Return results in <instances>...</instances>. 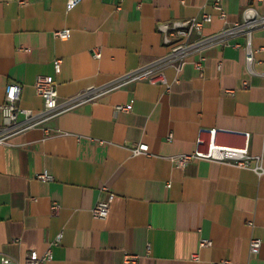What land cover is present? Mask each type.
Here are the masks:
<instances>
[{"label":"crops","instance_id":"1","mask_svg":"<svg viewBox=\"0 0 264 264\" xmlns=\"http://www.w3.org/2000/svg\"><path fill=\"white\" fill-rule=\"evenodd\" d=\"M213 1L80 0L67 10L66 0H0V104L15 81L19 106L41 109L34 88L41 74L55 79L61 104L112 84L167 53L162 22L210 14L193 32L196 40L242 22L246 7L264 15V0H220L222 19ZM60 29L69 36L57 37ZM246 41L239 34L178 70L166 67L168 90L135 81L0 144V263L8 256L22 264L31 251L49 248L45 264H264V172L208 159L183 167L170 161L195 149L203 127L217 129L220 144L247 142L264 168V26L251 32L250 67ZM201 55L200 70L194 61ZM118 104L129 108L115 111ZM139 142L148 153H132ZM43 171L51 181L36 178ZM107 193L110 211L96 218L91 208ZM251 237L262 241L256 253L249 252ZM201 239L210 244L200 246ZM125 253L136 260L126 262Z\"/></svg>","mask_w":264,"mask_h":264},{"label":"built area","instance_id":"2","mask_svg":"<svg viewBox=\"0 0 264 264\" xmlns=\"http://www.w3.org/2000/svg\"><path fill=\"white\" fill-rule=\"evenodd\" d=\"M80 0H66V9L70 10ZM213 7L218 11L220 18L225 19L226 12L222 7L220 0L213 1ZM244 20L242 22H235L233 25L224 27L219 33L193 39L192 34L195 30H199L203 23L211 21V15L203 13L201 19L195 17L185 20H175L172 22H162L158 25V29L163 33L164 42L168 45V51L162 57L154 61L142 65L132 71L125 73L118 77L110 85L97 88H88L75 95L68 97L63 104L58 102V92L56 88L55 79L51 75H38L34 81V88L38 95L43 99V106L38 111L22 108L19 106L22 85L15 81H10L5 86L4 101L0 104L2 114V123L0 125V144L5 143L12 136L21 133L29 128L41 126L45 121L51 119L60 113L73 108L84 102L95 100L97 97L108 93L116 88L122 87L129 83L145 80L151 83H160L168 90L170 83L168 82L164 69L168 66L174 67L176 70L186 62V60L195 53H200L202 49L210 44L226 43L230 38L236 37L239 34H245L247 37L246 43L243 45L245 50V62L248 67L254 60V50L250 44V35L252 30L264 26V15H257L253 8L246 7L243 9ZM57 37L66 38L70 34L69 29H60L54 32ZM236 47L241 45L238 42L233 44ZM95 58L100 57V51L93 48L91 51ZM203 59L201 55L194 61L197 69L203 68ZM60 59H55L54 69L56 72L60 71ZM128 105H115V111L126 110ZM217 129L203 128L199 129V135L195 141L196 147L193 151L183 152L172 155L170 161L176 166H185L193 159H208L218 162L231 163L237 167H251L258 173H263L262 155H251L248 152L247 142L241 146H232L220 144L215 139ZM44 131L48 132V128L44 127ZM247 141V133L244 134ZM132 153H148V145L144 142H139L132 148ZM253 163V164H252ZM36 178L40 180L51 181L52 175L46 171L36 174ZM106 190L105 187H102ZM113 200V194L107 193L103 198L98 199L91 208L92 215L96 218L107 217L110 211V205ZM59 204L52 203L51 209L56 212ZM56 242V241H55ZM210 240L201 239L200 246H207ZM262 241L260 238L251 237L249 239V252L256 253L261 247ZM51 257V251L48 248L43 254L38 255L36 251L28 253L22 264H45ZM137 255L131 253L124 254L126 262H134ZM193 258L197 259L196 254ZM12 259L8 256L1 257L0 264H10ZM226 262V261H223ZM214 264H221L215 262Z\"/></svg>","mask_w":264,"mask_h":264}]
</instances>
